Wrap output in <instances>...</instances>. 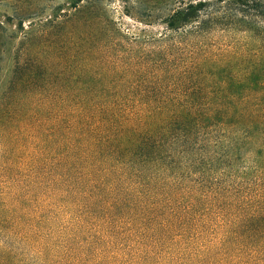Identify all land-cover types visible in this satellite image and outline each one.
<instances>
[{
    "label": "trees",
    "instance_id": "trees-1",
    "mask_svg": "<svg viewBox=\"0 0 264 264\" xmlns=\"http://www.w3.org/2000/svg\"><path fill=\"white\" fill-rule=\"evenodd\" d=\"M29 1L0 0L22 30ZM155 1L173 5L144 65L97 67L108 85L92 95L33 98L28 80L3 95L0 172L29 157L30 189L0 211L15 240L0 264H264V0ZM86 8L70 0L23 31L16 69L74 19L76 38L95 26L117 50ZM2 24L0 62L13 37Z\"/></svg>",
    "mask_w": 264,
    "mask_h": 264
},
{
    "label": "rangeland",
    "instance_id": "rangeland-1",
    "mask_svg": "<svg viewBox=\"0 0 264 264\" xmlns=\"http://www.w3.org/2000/svg\"><path fill=\"white\" fill-rule=\"evenodd\" d=\"M28 3L31 4L34 15H37L32 20H24L23 30L19 28L17 19L8 20L6 15L11 12L10 8L0 3V21L3 22L6 33L13 36L11 47L0 62V102L13 85L16 86V94H19L17 90H22L21 85L25 80L37 88L32 94L33 98L37 96L47 101L60 100L66 93V88H73L74 95H92L99 87L108 85L106 77L97 79L94 76L97 67L103 70L114 66L122 67L131 59L136 66L144 65L145 59H141L139 55L158 46L156 40L160 34L167 31L161 19L166 9L173 5V1L162 3L155 0H84V5L87 3L85 14L94 16L98 14L108 27L105 35L119 34L117 39L121 45L117 50H111L106 45L99 46L100 43L97 41L99 32L95 26L84 29L86 35L83 39L76 38L74 29H69L70 26H74L77 34L82 33L83 28L74 25L76 22L74 19L65 29L58 28L48 37L34 39L29 46L34 64L16 69V59L21 58L20 51L23 49L19 45L23 31L36 28L40 21H46L53 15V9L58 6L63 10L69 9L70 0H30ZM70 12L73 13V10ZM78 36L80 37L79 34ZM216 38L220 39V36ZM132 50L138 54L131 53ZM116 51L118 58L113 57ZM121 53L124 58H120ZM130 87L131 85L127 86ZM166 95L182 96L176 93ZM28 161L29 157L23 156L22 161H17V165L12 167V173L5 175L0 172V211L7 210L11 215L19 207L21 203L19 201L28 198L30 189L27 182L30 177L26 171ZM43 206L46 209V204ZM14 244L13 236H7L0 231V248ZM29 254L27 251V255Z\"/></svg>",
    "mask_w": 264,
    "mask_h": 264
}]
</instances>
